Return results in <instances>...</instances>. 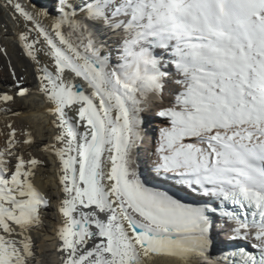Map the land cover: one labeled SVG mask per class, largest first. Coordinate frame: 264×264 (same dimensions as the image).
Segmentation results:
<instances>
[{
  "label": "snow or ice",
  "instance_id": "snow-or-ice-1",
  "mask_svg": "<svg viewBox=\"0 0 264 264\" xmlns=\"http://www.w3.org/2000/svg\"><path fill=\"white\" fill-rule=\"evenodd\" d=\"M28 4L0 0V40L36 81L25 87L9 60L0 264H40L31 234L52 199L34 181L48 160L61 264H197L221 243L213 264H264V0H56L55 15ZM29 95L47 105V143L10 119ZM146 112L166 122L153 183L139 166Z\"/></svg>",
  "mask_w": 264,
  "mask_h": 264
},
{
  "label": "bare ground",
  "instance_id": "bare-ground-1",
  "mask_svg": "<svg viewBox=\"0 0 264 264\" xmlns=\"http://www.w3.org/2000/svg\"><path fill=\"white\" fill-rule=\"evenodd\" d=\"M22 4L29 7L28 0H20ZM34 2L42 5H46L53 13L55 12L56 0H34ZM78 2V0H74ZM3 19V15L0 14V20ZM49 22L45 21V25ZM9 28L11 25L9 24ZM118 36L105 37L108 44H112L113 41L118 40ZM0 45H4L8 49V57L6 59L3 54H0V93L7 92L12 88L13 81L11 79V74L8 71L9 60L11 64L15 67L17 75H24L26 77L25 87L32 89L35 92L36 81L34 64L26 56H24L20 47L12 40L7 41L0 40ZM107 54V53H105ZM42 61L46 58L41 57ZM14 91V90H13ZM13 109H18L23 112V115L19 117H10L17 125H23L29 128L33 135L37 138V141H41L43 135V143H47L48 135L50 134L51 128L48 125L49 117L43 114L44 109L47 105L44 103L43 98L38 95H29L24 100H17L15 104H12ZM146 122L144 123V143L139 148V166L140 172L144 178L149 182L153 183V173L151 171V161L154 157L151 153L154 152L158 141L159 128L165 126V121L154 115L145 114ZM6 121L2 116H0V130L4 129ZM2 139V137H0ZM147 146V149H144ZM38 154V153H37ZM48 160V157H44ZM43 176V178H41ZM35 186L42 192H50L52 204L47 209V217L44 222L43 228L38 232H33L32 238L36 245V254L40 260V264H61L60 253L56 251L58 241L55 239V232L53 230V223L58 222V217L56 216V201L59 199L57 195V179L53 174L51 161L48 160V171L47 173H37L35 178ZM217 240L224 241L220 236L217 235ZM220 246L224 247L225 244L221 243ZM175 264V262H172ZM197 264H213V258L204 259L201 258L197 261Z\"/></svg>",
  "mask_w": 264,
  "mask_h": 264
}]
</instances>
